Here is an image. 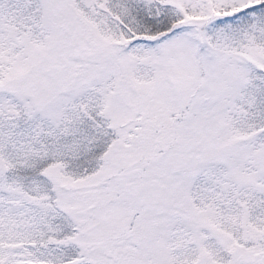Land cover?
Returning a JSON list of instances; mask_svg holds the SVG:
<instances>
[{"label": "snow or ice", "instance_id": "6c2138e0", "mask_svg": "<svg viewBox=\"0 0 264 264\" xmlns=\"http://www.w3.org/2000/svg\"><path fill=\"white\" fill-rule=\"evenodd\" d=\"M0 264H264V0H0Z\"/></svg>", "mask_w": 264, "mask_h": 264}]
</instances>
